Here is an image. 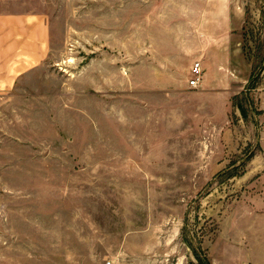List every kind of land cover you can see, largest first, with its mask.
Masks as SVG:
<instances>
[{"label": "rangeland", "instance_id": "rangeland-1", "mask_svg": "<svg viewBox=\"0 0 264 264\" xmlns=\"http://www.w3.org/2000/svg\"><path fill=\"white\" fill-rule=\"evenodd\" d=\"M0 2L49 41L0 92V264H264V0ZM223 3L244 61L214 106L185 51Z\"/></svg>", "mask_w": 264, "mask_h": 264}, {"label": "crops", "instance_id": "crops-1", "mask_svg": "<svg viewBox=\"0 0 264 264\" xmlns=\"http://www.w3.org/2000/svg\"><path fill=\"white\" fill-rule=\"evenodd\" d=\"M32 9L27 5L15 7L0 4V11L21 12ZM232 10L230 4L223 3L221 8L210 9L211 13L197 20L195 43L185 51L192 63L188 86L190 87L191 69L194 63L199 62L203 70L200 91L205 99L214 101V106L222 105L223 95L230 101V92L237 81L239 66L244 61L241 50L232 46L235 29L242 27H235L237 24L234 26ZM162 27L167 31V36L168 24L163 22ZM46 32V18L43 15L0 14V92L13 90L21 76L45 58L49 42ZM177 47L175 51L178 50ZM259 95L260 107L264 112V85ZM259 147L264 158V129L260 133Z\"/></svg>", "mask_w": 264, "mask_h": 264}, {"label": "built area", "instance_id": "built-area-1", "mask_svg": "<svg viewBox=\"0 0 264 264\" xmlns=\"http://www.w3.org/2000/svg\"><path fill=\"white\" fill-rule=\"evenodd\" d=\"M192 76L189 80V85L191 88H197L201 82L203 70L199 62L194 63L191 69Z\"/></svg>", "mask_w": 264, "mask_h": 264}]
</instances>
